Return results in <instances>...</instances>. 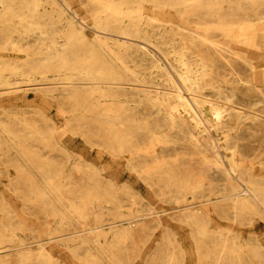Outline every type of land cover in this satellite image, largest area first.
Masks as SVG:
<instances>
[{
    "label": "bare ground",
    "instance_id": "obj_1",
    "mask_svg": "<svg viewBox=\"0 0 264 264\" xmlns=\"http://www.w3.org/2000/svg\"><path fill=\"white\" fill-rule=\"evenodd\" d=\"M0 264H264V0H0Z\"/></svg>",
    "mask_w": 264,
    "mask_h": 264
},
{
    "label": "rangeland",
    "instance_id": "obj_2",
    "mask_svg": "<svg viewBox=\"0 0 264 264\" xmlns=\"http://www.w3.org/2000/svg\"><path fill=\"white\" fill-rule=\"evenodd\" d=\"M57 4H59V0H54ZM57 9V8H56ZM56 120V118L55 119H50V120H48L47 122L48 123H51V122H54ZM118 185H125V186H128V187H131V188H134V189H136L138 192H140V194L145 198V199H149V197H148V194L143 190V188H141L140 186H138V185H136L135 186V184H133L132 182H120ZM151 201H156V197H151ZM144 245L142 246V250L144 251V250H146V243H143Z\"/></svg>",
    "mask_w": 264,
    "mask_h": 264
}]
</instances>
